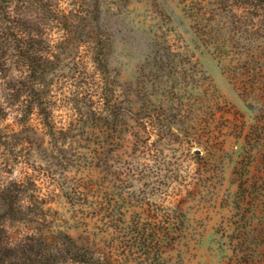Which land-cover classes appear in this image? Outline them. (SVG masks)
<instances>
[{
  "label": "rangeland",
  "instance_id": "374dc122",
  "mask_svg": "<svg viewBox=\"0 0 264 264\" xmlns=\"http://www.w3.org/2000/svg\"><path fill=\"white\" fill-rule=\"evenodd\" d=\"M235 1L58 0L70 18L47 25L70 65L54 74L58 126L86 107L82 100L101 78L93 61L99 45L122 112L133 95L137 100V123L119 126L125 139L108 146L119 155H111L106 185L117 191L126 220L179 227L174 237L181 238L168 254L177 264H244L245 257L264 264V25ZM74 66L85 72L86 86L71 76ZM33 119L39 124L37 114ZM4 124L16 128L14 114ZM47 135L41 155L34 144L25 145V157L9 155L0 183L36 179L54 228L75 237L95 231L66 195L86 184L82 166L91 158L82 155L97 152L98 139ZM10 143L21 148L18 140ZM31 227L13 222L10 231L26 235Z\"/></svg>",
  "mask_w": 264,
  "mask_h": 264
},
{
  "label": "trees",
  "instance_id": "16d2710c",
  "mask_svg": "<svg viewBox=\"0 0 264 264\" xmlns=\"http://www.w3.org/2000/svg\"><path fill=\"white\" fill-rule=\"evenodd\" d=\"M234 3L239 9L255 10L264 25V0ZM58 5V0H0V167L10 166L12 153L24 151L26 154L18 158L25 157V145L34 144L33 150L41 155L45 132L56 140H79L85 133L94 134L98 139L97 152L82 155L85 161L91 158L86 167L82 166L89 171L87 182L72 197L66 196L70 204L77 206L79 218L93 220L95 231L87 228L75 237L54 228L57 219L52 216L53 208L43 197L36 179L30 178L27 186L22 181H4L0 183V264H177L168 254L176 249L181 238L174 237L179 227L170 222L147 225L140 220H126L118 205L117 191L106 185L111 155H119V151L112 153L108 146L125 139L119 136L118 127H130L131 121L137 123L139 113L135 111L134 95L122 112L119 95L108 89V67L99 57L107 54L103 45L96 47L93 55L101 78L96 85L93 83L96 89L88 91L82 100L86 107L77 106L76 118L67 126H58L54 121V108L60 101L54 91V74L70 66L63 58L65 47L55 44L48 27L49 21L70 18ZM99 35L97 31L95 36ZM83 74L73 67L71 76L81 87L87 84ZM12 114L16 128L4 124ZM35 114L39 118L37 125L33 123ZM13 140L21 143L20 149L10 143ZM13 222L33 223L35 227L29 228L26 235H16L10 231ZM106 233L112 235L110 239L105 237ZM120 244L125 245H121L123 251ZM244 264L253 261L245 257Z\"/></svg>",
  "mask_w": 264,
  "mask_h": 264
}]
</instances>
